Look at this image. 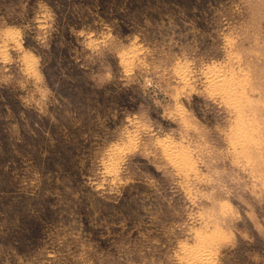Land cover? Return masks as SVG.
Listing matches in <instances>:
<instances>
[{
  "label": "rangeland",
  "instance_id": "1",
  "mask_svg": "<svg viewBox=\"0 0 264 264\" xmlns=\"http://www.w3.org/2000/svg\"><path fill=\"white\" fill-rule=\"evenodd\" d=\"M0 264H264V0H0Z\"/></svg>",
  "mask_w": 264,
  "mask_h": 264
}]
</instances>
